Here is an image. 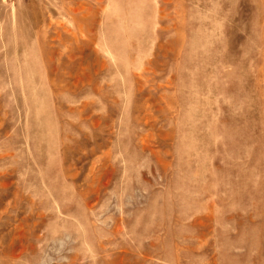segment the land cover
I'll list each match as a JSON object with an SVG mask.
<instances>
[{"label":"rangeland","instance_id":"1","mask_svg":"<svg viewBox=\"0 0 264 264\" xmlns=\"http://www.w3.org/2000/svg\"><path fill=\"white\" fill-rule=\"evenodd\" d=\"M0 264H264V0H0Z\"/></svg>","mask_w":264,"mask_h":264}]
</instances>
